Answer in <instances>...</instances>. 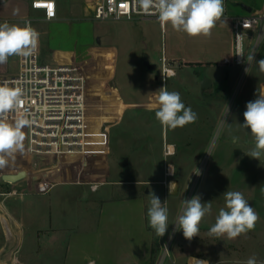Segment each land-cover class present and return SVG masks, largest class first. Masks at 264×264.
<instances>
[{
    "label": "rangeland",
    "instance_id": "obj_1",
    "mask_svg": "<svg viewBox=\"0 0 264 264\" xmlns=\"http://www.w3.org/2000/svg\"><path fill=\"white\" fill-rule=\"evenodd\" d=\"M224 6L231 13L237 11L230 0H224ZM71 21L70 28L64 25L53 34L51 44L59 49L62 60L79 62L86 73L96 134L104 137L105 125L109 128L108 154L41 156L35 164L24 148L6 158V164L0 167V264L62 263L63 250L54 244L48 249L35 243L27 249L30 238L26 235L24 247L26 229L13 221L12 213L17 204L46 216L57 204L52 199L54 195L61 198L58 207L67 195H76L80 218L84 216L94 183H58L44 193L49 183L39 184V180H51L52 174L61 170L59 165L68 161L72 165L57 178H75L78 167L82 164L85 168L86 161L85 173L107 178L100 189L108 194L140 193L147 198L148 208L150 193H155L162 203L166 201L169 226L163 237L156 235L154 261L167 247L171 256L163 264H172L171 259L178 264H196L193 258L209 264H246L253 256L257 264L264 262V159L245 154L254 147V139L250 130L240 126L246 104L264 93V72L256 63L264 59V40L255 53L256 61L246 72V65L223 63L213 53L215 34H223L220 21L207 37H189L149 17L117 21L79 14ZM222 39L227 45L224 49L231 54L230 34ZM252 41L247 42L246 55ZM15 69L11 63L9 71ZM205 76L212 84L203 89ZM165 85L169 91L179 92L185 106L197 113L195 123L171 129L155 118V92ZM129 101L137 103L131 105ZM233 137L238 142L234 143ZM23 144L25 147V140ZM169 144L174 145L171 154ZM170 165L174 174L169 173ZM20 169L29 172L27 178L14 184L2 182V173ZM226 191L241 192L259 214L254 230L232 240L208 235L219 209L225 206ZM197 194L202 203L211 201L212 210L203 218L199 236L189 241L176 230L175 223L182 211V200Z\"/></svg>",
    "mask_w": 264,
    "mask_h": 264
},
{
    "label": "crops",
    "instance_id": "obj_2",
    "mask_svg": "<svg viewBox=\"0 0 264 264\" xmlns=\"http://www.w3.org/2000/svg\"><path fill=\"white\" fill-rule=\"evenodd\" d=\"M32 1L0 0V23L8 22L9 24L24 26L25 20L31 18L32 28L39 34L37 48L41 60L49 62L50 57L51 62L54 59V61L78 65L79 62H75V60L66 61L61 59L62 55L59 49L54 48L51 44V37L64 25H68L70 28L72 17L79 14L91 16L89 0H54L57 13L52 19L45 17L44 9L33 8ZM230 1L237 11L231 13L227 11L226 6H224V9L231 15L250 12L239 4L241 2L250 6L251 11H259L264 7V0ZM219 21L220 26H223V34H215L216 45L213 53L220 57L219 60H222L225 55H230L228 50L224 49L225 45L222 37H225V34L227 36L230 34L233 47V34L229 21ZM219 51L221 52L219 53ZM210 53L212 54V52ZM11 63L17 68V55L9 57L7 63L0 64V76L11 72L9 71ZM133 103L135 104L137 101H129V104L132 105ZM107 149V144H105L103 148H94L88 155L100 154L105 156L108 154ZM70 165L72 164L69 161L59 165L61 170L53 173L51 180H39V184L49 183L47 188H43L42 192L44 193L58 183H69L76 186L94 183L91 187V197L83 210L86 214L80 218L79 200L76 195H65L66 201L63 200L64 203L61 201L59 207L58 200L61 198L54 195L52 199L57 204L50 208V212L46 216L36 215L30 210L27 211L23 207L14 204L15 209L13 215L11 214L12 219L26 229L24 230V247H26V235H29L30 244H28L27 249H31L35 243L42 244L48 249L51 248V244H54L55 248L62 249L63 260L61 264H67V262L72 264L152 263L156 254V234L149 226L147 198L140 193L114 196L108 194L107 191H103L100 188L104 185L103 183L107 182V178H98L95 174L85 173L86 161L83 164L85 168L82 164L78 167L75 178H57L60 172ZM23 198H25V195L21 197V199Z\"/></svg>",
    "mask_w": 264,
    "mask_h": 264
},
{
    "label": "clouds",
    "instance_id": "obj_3",
    "mask_svg": "<svg viewBox=\"0 0 264 264\" xmlns=\"http://www.w3.org/2000/svg\"><path fill=\"white\" fill-rule=\"evenodd\" d=\"M137 3L145 12L155 9L161 25L170 24L174 30L182 31L189 37L210 36L225 11L224 0H137ZM246 26L244 24V27ZM38 35L27 23L24 26L8 22L0 23V64L7 63L8 58L13 55L24 57L31 55L37 47ZM255 53L253 49L245 57L241 49L236 55L245 58L250 67L251 62L256 61ZM256 63L259 70L264 72V59ZM249 67L245 69L246 72ZM155 93L157 101L155 118L162 126L176 129L195 123L198 119L197 113L182 102L179 92L169 91L165 85ZM22 96L21 88L10 87L8 83L0 84V167L6 164V158L24 149L22 128L30 125L31 121L22 116H18L14 122L8 120V115L16 112L23 104ZM243 116L244 123L240 126L250 130L254 139V147L245 154L261 161L264 159V93L257 94L255 100L246 104ZM233 142H238V138L233 137ZM170 173H175L172 165H170ZM196 174H200L198 169ZM149 196L150 206L147 210L149 226L158 237H163L169 226L166 201L162 203L155 193H150ZM223 196L225 206L219 209L208 235L216 238L226 236L232 240L254 230L259 214L250 206L243 194L239 191H226ZM211 210V201L202 203L199 194L191 199H183L182 211L175 223L176 230L182 231L184 238L191 241L199 236V226ZM193 259L196 260V264H209L207 260ZM246 264H257L256 257H250Z\"/></svg>",
    "mask_w": 264,
    "mask_h": 264
},
{
    "label": "built area",
    "instance_id": "obj_4",
    "mask_svg": "<svg viewBox=\"0 0 264 264\" xmlns=\"http://www.w3.org/2000/svg\"><path fill=\"white\" fill-rule=\"evenodd\" d=\"M88 3L91 16L99 20L158 19L155 9L145 12L138 6L137 0H89ZM32 7L44 9L47 19L54 18L57 13L54 0H33ZM220 20L230 22L233 34V52L225 55L223 62L246 65L245 68H248L246 59L236 54L242 49L247 56L245 50L248 40H253L249 52L253 49L256 52L261 46L264 40V7L259 11L238 15L228 14L225 10ZM26 23L32 28L31 18H27ZM244 24L247 26L244 27ZM17 63L14 71L0 76V84L8 83L10 87L23 90V104L8 115V120L14 122L18 116H22L31 121L24 131V148L30 156L29 160L37 164L41 156L84 157L94 148L108 145L107 125L104 127V137L96 134L94 112L89 110L88 78L79 65L43 61L37 47L28 57L17 55ZM1 180L14 184L2 177ZM170 256L166 247L162 256L150 264H163ZM171 261L172 264H178L174 259Z\"/></svg>",
    "mask_w": 264,
    "mask_h": 264
},
{
    "label": "water",
    "instance_id": "obj_5",
    "mask_svg": "<svg viewBox=\"0 0 264 264\" xmlns=\"http://www.w3.org/2000/svg\"><path fill=\"white\" fill-rule=\"evenodd\" d=\"M244 9L248 10V11H251V7L248 6L246 3H239ZM150 66V65H149ZM151 66H155V65H151ZM202 88L203 89H206L208 87L211 86L212 84V81L210 79V77L208 76H205L202 80ZM126 163V159L122 161V164H125ZM28 175V171L26 169H20L18 170L17 172H4L2 173L1 177L2 179L4 180H7V181H11L13 183H16V182H19L23 179H25Z\"/></svg>",
    "mask_w": 264,
    "mask_h": 264
},
{
    "label": "bare ground",
    "instance_id": "obj_6",
    "mask_svg": "<svg viewBox=\"0 0 264 264\" xmlns=\"http://www.w3.org/2000/svg\"><path fill=\"white\" fill-rule=\"evenodd\" d=\"M170 72V71H169ZM168 153H173L174 152V145L173 144H169V146H168ZM169 173H170V171H169ZM171 174V173H170Z\"/></svg>",
    "mask_w": 264,
    "mask_h": 264
}]
</instances>
